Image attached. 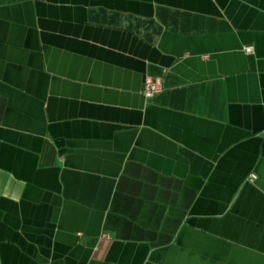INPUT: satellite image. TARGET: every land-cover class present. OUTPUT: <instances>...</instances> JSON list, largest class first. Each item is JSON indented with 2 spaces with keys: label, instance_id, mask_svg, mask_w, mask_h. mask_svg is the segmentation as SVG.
<instances>
[{
  "label": "crops",
  "instance_id": "1",
  "mask_svg": "<svg viewBox=\"0 0 264 264\" xmlns=\"http://www.w3.org/2000/svg\"><path fill=\"white\" fill-rule=\"evenodd\" d=\"M0 264H264V0H0Z\"/></svg>",
  "mask_w": 264,
  "mask_h": 264
},
{
  "label": "built area",
  "instance_id": "2",
  "mask_svg": "<svg viewBox=\"0 0 264 264\" xmlns=\"http://www.w3.org/2000/svg\"><path fill=\"white\" fill-rule=\"evenodd\" d=\"M245 49L247 51H252V45H246ZM162 88V80L160 77L147 76L144 83L143 93L146 97H152ZM256 177L255 173H252L250 179ZM106 235V234H104Z\"/></svg>",
  "mask_w": 264,
  "mask_h": 264
}]
</instances>
